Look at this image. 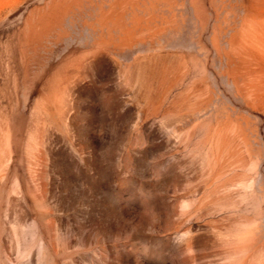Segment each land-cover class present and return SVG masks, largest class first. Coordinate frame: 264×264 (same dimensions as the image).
<instances>
[{"label": "rangeland", "instance_id": "obj_1", "mask_svg": "<svg viewBox=\"0 0 264 264\" xmlns=\"http://www.w3.org/2000/svg\"><path fill=\"white\" fill-rule=\"evenodd\" d=\"M264 251V0H0V264H222Z\"/></svg>", "mask_w": 264, "mask_h": 264}, {"label": "clouds", "instance_id": "obj_2", "mask_svg": "<svg viewBox=\"0 0 264 264\" xmlns=\"http://www.w3.org/2000/svg\"><path fill=\"white\" fill-rule=\"evenodd\" d=\"M252 230L247 225H237L231 232L221 233L218 239L227 248L236 249L233 254L228 255L222 261V264H245L249 257V250L246 247ZM250 264H264V251L259 252Z\"/></svg>", "mask_w": 264, "mask_h": 264}]
</instances>
